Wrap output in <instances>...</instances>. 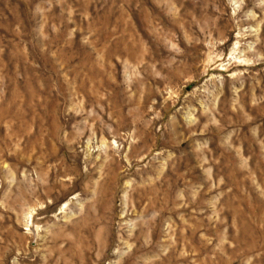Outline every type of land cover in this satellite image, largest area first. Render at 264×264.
I'll return each mask as SVG.
<instances>
[{"label": "rangeland", "instance_id": "obj_1", "mask_svg": "<svg viewBox=\"0 0 264 264\" xmlns=\"http://www.w3.org/2000/svg\"><path fill=\"white\" fill-rule=\"evenodd\" d=\"M0 264H264V0H0Z\"/></svg>", "mask_w": 264, "mask_h": 264}]
</instances>
